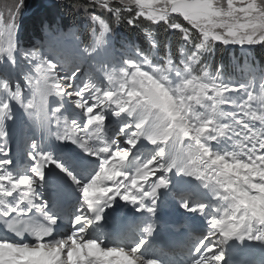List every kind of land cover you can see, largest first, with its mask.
Masks as SVG:
<instances>
[{
	"label": "snow or ice",
	"instance_id": "1",
	"mask_svg": "<svg viewBox=\"0 0 264 264\" xmlns=\"http://www.w3.org/2000/svg\"><path fill=\"white\" fill-rule=\"evenodd\" d=\"M113 2L103 0L101 5L116 20L126 14L129 24H135L139 17L148 19L147 16L133 17L127 8L112 7ZM115 2L119 3V0ZM168 7L175 20L181 14L189 17L191 23L186 22L198 31V38H214L224 44L264 42V6L259 5V0H224L223 6L217 0H168ZM90 19L99 23L100 35L84 48L78 43L72 44L85 57L104 43V36L110 31V25L100 16L92 14ZM179 23L180 28L171 29L183 32L188 38L186 42L191 45L193 33ZM15 30L14 14L6 25L0 20V60L5 57L14 60ZM147 36L151 39L150 32ZM193 49L191 54L181 58L183 67L176 66L171 56L163 66H153L148 55H143L142 60L125 59L118 70L105 73L113 90L91 83L77 90L75 81L81 73L82 60L76 55L66 54L59 59L50 50L44 54L21 50L32 65L24 77L31 98L27 99L21 84L13 90L7 80L0 79V138L4 139V146L0 147V220H4L7 229L17 236L30 233L35 242L0 238V264H158L138 255L144 240L129 249L105 247L86 233L94 222L102 219L104 207L116 197L138 205L140 210L153 212L158 190L168 186L167 174L173 169L200 180L221 202L213 209V214L208 215L207 234L192 245L190 264H219L222 255L218 244L233 237L264 240V231L258 228L254 233L252 227V224L264 225L261 215L264 204L252 206L254 202L264 200V192L260 187H254L264 186V178L259 175L264 173V125L248 114L249 109L260 114L255 107L257 101L249 99V93L255 96L256 92L251 81L247 84L223 83L219 74L216 78L202 75L200 71L198 75L193 74L192 65L199 61V50ZM180 51L184 53L185 49L181 47ZM67 64L71 67H66ZM145 65L150 70H145ZM102 70L103 66L96 69ZM85 74L90 76L91 71ZM217 85L227 86L224 93L227 103L217 102L214 92ZM261 87H264V80ZM85 93L88 100L83 98ZM49 97L60 100L75 97L72 102L82 111L83 121L64 118L61 122L58 114L63 105L50 102ZM13 102L20 105L46 135L78 144L98 161L96 169L87 177H77L43 151L37 140H32L28 153L32 163L28 174L17 176L8 171L7 166L12 162L7 159L10 149L5 119H11ZM53 103L57 106L52 107ZM224 105H229L231 110L222 107ZM105 109H110L115 116L123 114L126 117L110 142L104 139ZM53 118L57 122L55 133L50 127ZM218 138H225L231 148L213 150L210 142ZM142 142L151 145L147 156L143 160L133 158V169L125 170L132 150ZM237 163L243 166L247 183L225 170L226 166ZM50 164L66 172L78 187L81 199V206L70 222V234L60 239H47L58 218L50 214L47 203L36 191ZM14 193L19 195L13 203H7L6 198ZM181 206L202 214L208 207L204 203L189 205L186 201ZM144 231L150 233L151 224Z\"/></svg>",
	"mask_w": 264,
	"mask_h": 264
},
{
	"label": "rangeland",
	"instance_id": "2",
	"mask_svg": "<svg viewBox=\"0 0 264 264\" xmlns=\"http://www.w3.org/2000/svg\"><path fill=\"white\" fill-rule=\"evenodd\" d=\"M90 6H83L78 7L77 12L83 13V16L85 20H88L89 22H93L90 19V16L92 14H99L102 19L105 20L107 23L108 16L110 13L107 12L106 9L102 7V5H99L95 2V0H85ZM115 2V0H114ZM113 2V3H114ZM224 2V0H223ZM112 3V4H113ZM119 4L118 2H115ZM37 4H40L42 6H45L46 9L42 10L40 13L36 14L35 16L32 13V10L36 7ZM111 4V5H112ZM19 5L17 8L16 6ZM58 5L57 0H0V20L4 22L6 25L7 23L11 22L12 14L15 15V24H16V34H15V41H16V51L14 55V60L9 61L6 57L3 60H0V79H5L9 82L10 86L14 88L17 84H21L23 86L24 93L27 94V99L31 98V94L29 92V89L27 87V81L25 80V74L29 72V69L32 67V65L29 64V61L27 59H24L21 55L22 46L24 41H22L23 38V28L26 22L29 21L31 18H36L41 21H50L52 24L55 22L57 18V10L56 6ZM97 13V14H96ZM185 24H188L186 21L183 20L182 17H179ZM189 25V24H188ZM191 28L192 26L189 25ZM115 26L110 24V31L105 34L104 38H107L108 36H111L115 33ZM196 36H199V33L197 30L193 29ZM96 31L99 33L101 32L100 25L97 22L96 24ZM51 32V31H49ZM52 33V37L45 38V47L41 48V52L38 51H31V52H38L41 54H44L47 52V50L53 51V46H56V44H60V42H57L56 40V34ZM48 35L45 33L43 36ZM194 35V33H193ZM58 39H60L62 36L66 37L68 39V43L66 39H63L62 37V46L56 47V53L62 54L65 53L67 48V44H69L72 47L73 43H78L80 48H84L82 45H80L79 41L71 34H58ZM42 40H36L31 38L29 43V47H38L40 45L39 42ZM47 41V42H46ZM106 41V39H104ZM217 44H220L224 48L228 49H236L237 51L241 52L242 54H247V51L253 48H264V42L256 43V44H238V43H228L224 44L222 42H216ZM111 46V45H110ZM47 47V48H46ZM27 49V48H25ZM24 49V50H25ZM77 54L81 57V59H86L85 65H81V73H79L78 79L75 81L77 90L84 86L86 83H91L95 85L96 87L105 88L107 90H113L111 84H109L106 75H102L103 73H111L115 70H118L119 67L123 66V61L125 59H122L120 57L111 56L110 50H106V48L99 50H96L89 54L87 57L83 55V53H80L77 49L73 48ZM30 52V53H31ZM90 57L91 59H88ZM62 57L61 59H63ZM75 62V61H73ZM89 66H88V65ZM66 67H71V64L65 65ZM103 66L102 71H96L97 68H101ZM153 66H156L153 64ZM145 70H150L146 65L144 66ZM12 69V70H11ZM19 71V72H18ZM23 72L21 74L20 72ZM91 71V75H86L85 72ZM14 72L15 76L12 75ZM95 72V73H94ZM34 74V72L32 73ZM63 75V72L60 73ZM56 101L55 103H61L63 107L60 110V113L58 114L61 118V121H63L64 118H67L69 120L75 119L78 122H82L84 117L83 113L80 109L76 108L74 103L72 102L74 98H63L60 100L58 97H52ZM85 100H88V94L85 93L84 97ZM27 99L25 100V103L27 102ZM89 103L91 101L89 100ZM55 107L57 106L54 104ZM53 107V104L51 105ZM228 106V105H224ZM222 106V107H224ZM114 108V105L112 106ZM255 107H258V105H255ZM11 119L8 120V122L5 119V126H6V132H7V144H13L17 145L19 142L24 146L27 152L29 153L31 151L30 142L32 140H38L41 134V131L37 128L34 121L31 120L28 116V114L25 112V110L20 107V105L16 104L15 102L11 105ZM105 115V124H104V139L107 142L108 138L112 139V137L115 135V133L119 129V124L126 119V117L121 114L120 116H115L112 114V111L110 109H105L104 111ZM41 118H43L41 116ZM51 130H55L54 126V120L51 121ZM19 128V129H18ZM7 129H10L7 131ZM21 129L23 131H21ZM45 137H48L44 132H42ZM56 138V137H55ZM54 135H50L49 138L46 139V147L44 151H48L54 154V158L56 160L63 159L60 155V140L56 138L55 140ZM120 140L122 142L123 137H120ZM219 140V138L217 139ZM216 140H213L210 142V146L215 151H226L229 150L227 148L219 147L215 145ZM4 143V139L0 138V144ZM69 144V143H68ZM72 147H77L76 143H70ZM100 146V145H97ZM151 147V145H147L146 142H142L141 144L137 145L135 149L132 150V153L139 152V153H146L148 154V149ZM12 150V149H11ZM135 158V156L133 157ZM132 158V159H133ZM98 166V161L96 165L90 167L87 171H79L77 173V177H87L90 175ZM169 184L167 187H162L159 189V197H163L166 194H171L174 192L176 188L181 189H188L189 187H198L201 185L199 181L196 180L195 177L185 175L183 173H178L175 169H173L171 172L167 174ZM203 196V194H201ZM158 201V198H157ZM160 204H162V200H159ZM77 214V210H74V215ZM74 215L71 217V220L74 218ZM69 230H67L68 232ZM70 234V232H69Z\"/></svg>",
	"mask_w": 264,
	"mask_h": 264
},
{
	"label": "trees",
	"instance_id": "3",
	"mask_svg": "<svg viewBox=\"0 0 264 264\" xmlns=\"http://www.w3.org/2000/svg\"><path fill=\"white\" fill-rule=\"evenodd\" d=\"M83 6L88 7L90 5L85 0H64L62 5L58 3L56 6L58 15L53 24L49 20L41 22L37 17L29 19L23 28V51L30 53L40 48V46L33 48L29 47L30 45L28 42L31 38L42 40L39 43L42 45V48H44L46 45L45 38L53 36L51 32L56 34V40L60 42V44L53 46L52 50H55L57 46H62V40L66 37L62 36L64 37L63 39L62 37L58 39L57 35L64 33L73 35L83 47L90 45L97 34H95V32L93 34L88 33L92 26L82 22L81 15L75 11V8ZM111 6L117 7L120 5L114 2ZM44 9H46V4L45 6L37 4L32 10V13L35 16ZM125 16H127V14ZM108 19L107 23L116 28L115 33L111 35L110 38L116 50L109 47V43H105L107 44L106 46L98 47L96 50H99V48H106V50H110L109 54L111 56L117 57L118 53H116V51L126 56V59L131 57L142 60L143 55H148L149 59L156 66H163L164 61L171 56L176 66L183 67L181 58L186 54H191L194 50L192 45L181 39L179 30H173L163 23L151 25L150 21L145 20L143 17H139L136 18L135 24H128L126 18L122 17L120 21H117L111 13ZM176 20L194 33L193 39L198 38L188 24H185L178 17H176ZM83 23L85 25H82ZM149 27L151 31H142V29ZM149 32L151 33V39L147 36ZM45 33L48 35L43 36ZM181 47L185 49L184 53H181ZM30 49L32 50L30 51ZM138 53L141 54V56H139ZM198 54L201 59L192 65V68L195 70L193 74L198 75L201 63H205L210 66L212 72H216L217 69H219V79L223 83L232 82L247 84L251 81V85L258 88L260 87V85H258L259 80H264V48H253L248 50L247 54H242L236 49L224 48L220 44L215 43L211 51H200ZM21 55L23 56V52ZM77 56L81 58L78 54ZM88 59L91 58L88 57ZM83 60L86 61V59ZM249 68H251L252 71H250ZM228 95L233 96L234 94L228 93Z\"/></svg>",
	"mask_w": 264,
	"mask_h": 264
},
{
	"label": "clouds",
	"instance_id": "4",
	"mask_svg": "<svg viewBox=\"0 0 264 264\" xmlns=\"http://www.w3.org/2000/svg\"><path fill=\"white\" fill-rule=\"evenodd\" d=\"M102 2L103 0H96V3L99 5H101ZM57 3L62 5L64 3V0H57ZM217 3L220 6H223V0H217ZM119 5L122 8L129 9L133 17L147 16L148 19L146 20L151 21V25L157 23H163L167 25L169 28H180V23L177 22V20L173 19L171 16V10L168 7V0H119ZM138 5L141 6L139 9L137 7ZM259 5L264 6V0H259ZM181 17L183 18V20L191 23L189 17L184 16L183 14H181ZM123 18L128 19V16H123ZM120 20L121 18L118 17L117 21ZM142 31H151V30L149 27L146 29H142ZM180 35H181V39L186 42L188 39L187 36L183 32H180ZM216 42L218 41H216L214 38H208L206 40L203 38H196L191 40V45L194 48H197L199 52L205 50L211 51ZM200 59L201 57L199 55V60ZM199 71L201 72L202 75H207L213 78H216L219 74V69H217L216 72H212L210 66L205 63H201ZM226 91H227L226 85H217L214 88V92L217 94V102L219 104L227 103V100L225 99V95H224ZM249 99L257 101V105H258L257 111L260 114L256 115L254 112H252L251 109H249L248 114H250L254 119H259L262 125H264V87H261L259 92L256 93L255 96L249 93ZM245 103H247V101H245ZM225 170L227 172L234 173L238 177H241L246 183L248 182V176L243 175V166L240 165L239 163L234 165H228L226 166ZM259 175L261 176V178H264V173H261ZM254 187H260L261 191L264 192V186H254ZM257 204H264V200L256 201L252 206L255 207ZM261 215L264 216V213H261ZM256 226H259L260 230L264 231V225L252 224L253 228Z\"/></svg>",
	"mask_w": 264,
	"mask_h": 264
},
{
	"label": "bare ground",
	"instance_id": "5",
	"mask_svg": "<svg viewBox=\"0 0 264 264\" xmlns=\"http://www.w3.org/2000/svg\"><path fill=\"white\" fill-rule=\"evenodd\" d=\"M75 11L77 12V8H75ZM77 13H79L80 15H81V20H82V22H84V23H87V24H90L91 26H92V28H91V30H89L88 31V33H94V28H96V24H97V22H89L88 20H85V18H84V16H83V13H81V12H77ZM97 14V13H96ZM97 16H100L99 14H97ZM82 24V25H85V24ZM104 39H106V41H104V43L102 44V45H100L99 47H104V46H106L109 42H110V38H104ZM105 43H107V44H105ZM66 48H67V50H66V52L64 53H62L61 54V57H64L66 54H72V55H76L77 56V52L73 49V48H71V46L69 45V44H67V46H66ZM77 58H79L78 56H77ZM49 100H50V102H56L55 100H54V98H52V97H49ZM55 103H53V107H55V105H54ZM59 119H60V121H61V118L59 117ZM53 120H54V126H55V130L53 131V133H55L56 131H57V122H56V119L55 118H53ZM61 122H63V121H61ZM55 136V135H54ZM56 137V136H55ZM43 139H41V141H42ZM60 142H62V144H63V146H67L68 148H71L70 147V142H68V141H60ZM69 143V144H68ZM75 149L76 150H78V147H75ZM0 158H2L1 156H0ZM7 200V203H9L10 202V200L9 199H6ZM259 228V226H256V227H254L253 228V231H254V233H255V231L257 230ZM60 238H62V236H58L56 239H60ZM181 246H184L183 244L181 245Z\"/></svg>",
	"mask_w": 264,
	"mask_h": 264
}]
</instances>
